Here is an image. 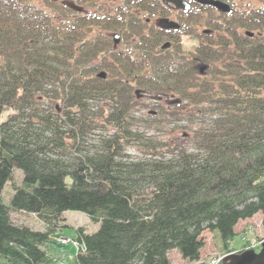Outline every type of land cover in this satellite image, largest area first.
<instances>
[{
  "label": "trees",
  "instance_id": "trees-1",
  "mask_svg": "<svg viewBox=\"0 0 264 264\" xmlns=\"http://www.w3.org/2000/svg\"><path fill=\"white\" fill-rule=\"evenodd\" d=\"M190 1L169 34L145 22L169 14L163 0H76L93 13L0 0V262L52 264L45 245L67 210L100 223L77 227L72 264H172V249L197 261L204 230L228 249L241 220L264 223V0H222L227 14ZM181 32L197 44L184 49ZM136 88L181 102L140 117L149 104ZM183 117L186 144L150 130ZM17 212L45 230L16 223Z\"/></svg>",
  "mask_w": 264,
  "mask_h": 264
},
{
  "label": "rangeland",
  "instance_id": "rangeland-1",
  "mask_svg": "<svg viewBox=\"0 0 264 264\" xmlns=\"http://www.w3.org/2000/svg\"><path fill=\"white\" fill-rule=\"evenodd\" d=\"M59 1L61 2L62 0ZM107 4H105V9H107L108 11L112 12L116 9V4L111 2L110 4ZM98 9V7L93 5H90L89 7L85 6L84 12L93 13ZM173 11V17H175L177 12L176 10ZM186 40L187 38L183 36L181 40V42H183L182 47H184V49H190L192 46L191 41ZM117 46L118 49H122V47H125L124 37H121ZM141 101L143 102V104H149V106H138L137 115L140 117L148 114L146 109L148 107L153 110H157V107H159L160 109L165 107L166 109H168V111L171 110L169 98L165 96L160 100V102H154L149 97H143ZM184 118L185 117L180 120L170 122L168 124V127L161 128L160 131H157L154 128H151L150 130L152 131V134H156L158 137H164L166 140H169L171 142L186 144L189 140H187V137L186 135H184V133L186 131H189V128L184 127L187 126L186 121L183 120ZM127 151L131 156L142 155L139 147L136 144H130L127 147ZM15 175L17 178V182L21 183L23 175L22 171L17 170V172H15ZM12 193V187L8 183L3 191V201L5 204H9ZM12 215L13 219L18 224H24L37 230H45L46 228L45 223H43V221L40 220V218L36 214L17 212L13 213ZM62 217L64 218L63 223L65 224V226L63 225L64 227L60 228L59 232L52 237L51 243H47L45 245L48 253H50V255L54 257L52 264H72L71 256L76 250L73 238L76 235L77 227L84 226L89 233L97 231L100 227L99 222H93L89 218V216L82 211L67 210L63 213ZM262 220L263 216L261 213H257L251 218L241 220L235 228L237 234L234 239L230 241L228 249H224L223 245L219 241V238H217L215 235H213L212 232L206 229L202 232V238L204 239L205 246L202 248L200 258L197 261L191 262L188 260H184L176 249L170 250L168 252V257L172 264H221L223 257L227 254L241 252L248 249H254L255 251L259 252L262 247L261 244L264 241V225L262 223ZM56 239H61V242L57 243ZM0 263L6 264L3 262Z\"/></svg>",
  "mask_w": 264,
  "mask_h": 264
},
{
  "label": "water",
  "instance_id": "water-1",
  "mask_svg": "<svg viewBox=\"0 0 264 264\" xmlns=\"http://www.w3.org/2000/svg\"><path fill=\"white\" fill-rule=\"evenodd\" d=\"M165 3H174L178 8L181 9H189L191 7V3L188 2L187 0H164ZM200 4H205V5H211L218 10L222 12H229L231 9V6L223 2L221 0H196ZM70 7L79 9V7L68 3ZM160 24L166 28H178V23L175 21H170L169 19H163L160 21ZM248 35L252 36L254 33L252 32H247ZM115 44L119 42V35L115 34ZM169 46V43L165 44L163 48H167ZM204 66L200 67V72L204 71ZM99 76L102 78L106 77L105 72L99 73ZM136 95L138 98H141L142 95L145 93L143 89H137L135 91ZM153 99H159V96H153ZM179 99H175L171 101V103H177L179 102ZM150 113H154V111H150ZM262 247L259 252L255 251L254 249H248L244 250L241 252H236V253H231L227 254L226 256L223 257L222 259V264H264V241L262 242Z\"/></svg>",
  "mask_w": 264,
  "mask_h": 264
},
{
  "label": "flooded vegetation",
  "instance_id": "flooded-vegetation-1",
  "mask_svg": "<svg viewBox=\"0 0 264 264\" xmlns=\"http://www.w3.org/2000/svg\"><path fill=\"white\" fill-rule=\"evenodd\" d=\"M166 5H168L169 6V14L168 15H166V16H162V15H158V16H156L155 18H153L152 19V21H150L148 18H145V22L146 23H149V24H151V25H153V26H156L157 27V29L158 30H163V31H165V32H168L169 34H171V33H173V32H175V31H177L176 29H166V28H164V27H161L160 25H158V24H160V18H169V19H171V20H175V21H178V22H180L181 23V20L183 19V17H182V14L181 15H179V16H176L175 15V17H173V15H174V11L173 10H176V12L177 11H179L177 8H174L172 5H170V4H166ZM104 10L105 11H108L107 9H105L104 8ZM182 11H186V10H182ZM189 11V10H188ZM108 12H111V11H108ZM112 14H116L117 13V8L114 10V11H112L111 12ZM155 20V21H154ZM154 21V22H153ZM204 28H201L200 30H199V33H200V31H203V33H205V34H212V33H210L211 31H210V29H204ZM182 30H184V27H183V29ZM183 36H185L186 38H187V40L186 41H191V45H194L195 46V44H197V40L195 39V37H193L194 35H188V34H182V32L180 33V37H181V40H182V37ZM122 37V36H121ZM113 38V37H112ZM165 41H170L171 42V44H173V41L172 40H165ZM164 41V42H165ZM162 44H163V42H162ZM114 45V44H113ZM114 47L116 48V47H118L117 45L115 46L114 45ZM163 96H165V97H168V98H170V97H173V96H176V94H174V93H169V92H167V93H163Z\"/></svg>",
  "mask_w": 264,
  "mask_h": 264
},
{
  "label": "bare ground",
  "instance_id": "bare-ground-1",
  "mask_svg": "<svg viewBox=\"0 0 264 264\" xmlns=\"http://www.w3.org/2000/svg\"><path fill=\"white\" fill-rule=\"evenodd\" d=\"M226 3H228V2H226ZM168 4H170V5H172L174 8H178L174 3H168ZM229 4V3H228ZM230 5V4H229ZM231 6V5H230ZM178 10H179V8H178ZM232 10V7H231V9H230V11ZM182 14V17H184V15H183V13H181L180 11H177V13H176V16H179V15H181ZM163 19H166V18H160V21H162ZM167 19H169V18H167ZM184 19V18H183ZM170 21H172L171 19H169ZM183 25L182 24H178V28H180V27H182ZM146 107V106H145ZM147 109V113H150V111H151V108L150 107H148V108H146ZM262 223H263V220H262ZM263 225H264V223H263ZM57 241V243H60L61 242V239H56ZM60 240V241H59ZM45 248H46V246H45Z\"/></svg>",
  "mask_w": 264,
  "mask_h": 264
},
{
  "label": "crops",
  "instance_id": "crops-1",
  "mask_svg": "<svg viewBox=\"0 0 264 264\" xmlns=\"http://www.w3.org/2000/svg\"><path fill=\"white\" fill-rule=\"evenodd\" d=\"M58 232H59V231H58ZM58 232H57V233H58ZM57 233H56V234H57ZM56 234H54V235H56ZM54 235H53V236H54ZM74 237H75V236H74ZM48 243H51V240H50ZM75 252H76V250H75ZM75 252H74V253H75ZM71 257H72V256H71Z\"/></svg>",
  "mask_w": 264,
  "mask_h": 264
},
{
  "label": "built area",
  "instance_id": "built-area-1",
  "mask_svg": "<svg viewBox=\"0 0 264 264\" xmlns=\"http://www.w3.org/2000/svg\"><path fill=\"white\" fill-rule=\"evenodd\" d=\"M211 262V261H210Z\"/></svg>",
  "mask_w": 264,
  "mask_h": 264
}]
</instances>
